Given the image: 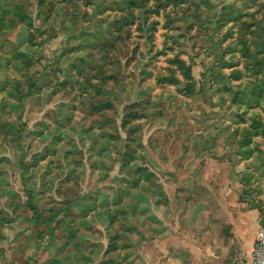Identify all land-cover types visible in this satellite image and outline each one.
<instances>
[{"label":"rangeland","instance_id":"374dc122","mask_svg":"<svg viewBox=\"0 0 264 264\" xmlns=\"http://www.w3.org/2000/svg\"><path fill=\"white\" fill-rule=\"evenodd\" d=\"M225 165L264 221V0H0V264H168Z\"/></svg>","mask_w":264,"mask_h":264},{"label":"crops","instance_id":"0c3cea01","mask_svg":"<svg viewBox=\"0 0 264 264\" xmlns=\"http://www.w3.org/2000/svg\"><path fill=\"white\" fill-rule=\"evenodd\" d=\"M201 173L208 179L199 185L204 199L189 202L185 226L170 223L155 239L156 248L150 253L168 257V264H237L240 256L243 264H253L254 245L264 227L261 212L239 200L240 184L226 165ZM171 203L168 195L165 204L170 207ZM173 219L180 222L179 216ZM141 254L146 255L143 250Z\"/></svg>","mask_w":264,"mask_h":264},{"label":"built area","instance_id":"2783aa9c","mask_svg":"<svg viewBox=\"0 0 264 264\" xmlns=\"http://www.w3.org/2000/svg\"><path fill=\"white\" fill-rule=\"evenodd\" d=\"M243 257H238L237 264H243ZM252 263L253 264H264V227L260 228V233L257 241L255 242L254 249L252 252Z\"/></svg>","mask_w":264,"mask_h":264}]
</instances>
